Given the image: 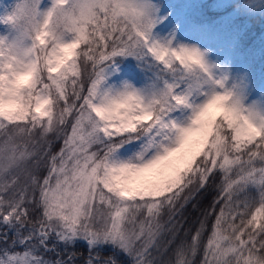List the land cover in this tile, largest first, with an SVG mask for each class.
Wrapping results in <instances>:
<instances>
[{
    "label": "snow or ice",
    "instance_id": "obj_1",
    "mask_svg": "<svg viewBox=\"0 0 264 264\" xmlns=\"http://www.w3.org/2000/svg\"><path fill=\"white\" fill-rule=\"evenodd\" d=\"M205 7L0 16V264H264V89Z\"/></svg>",
    "mask_w": 264,
    "mask_h": 264
},
{
    "label": "trees",
    "instance_id": "obj_2",
    "mask_svg": "<svg viewBox=\"0 0 264 264\" xmlns=\"http://www.w3.org/2000/svg\"><path fill=\"white\" fill-rule=\"evenodd\" d=\"M190 1L192 2L193 0ZM161 2H164V0H161ZM237 2L238 0H205L201 4L206 6L203 10L207 16L213 19L220 20L221 18L228 17L227 29L236 37L237 45L240 49L238 53H241L243 50L245 51V56L251 54L250 57L253 59L260 55L261 50L259 48L264 53V45L260 42V33L264 31V16L259 14L252 16H230L231 13L235 12V8L229 7V5H235ZM253 51L255 52L253 53ZM252 63L256 67L258 59L253 60ZM260 67H264V57L259 65Z\"/></svg>",
    "mask_w": 264,
    "mask_h": 264
},
{
    "label": "rangeland",
    "instance_id": "obj_3",
    "mask_svg": "<svg viewBox=\"0 0 264 264\" xmlns=\"http://www.w3.org/2000/svg\"><path fill=\"white\" fill-rule=\"evenodd\" d=\"M205 0H193L192 2L190 0H188V2L193 3V4H201L202 2H204ZM45 3L48 2V0H44ZM168 2H176V0H169ZM16 3V0H0V16L5 14V10L6 9H11V7ZM163 3V2H161ZM161 11L163 12V8H161ZM205 13V11H204ZM166 15V14H165ZM205 15H207L205 13ZM228 17H226L227 20ZM166 23V21H165ZM157 34L159 36H163L165 35V31H164V25H160V27L157 29ZM260 42L264 45V31L262 33H260ZM261 50V53L258 57H255L253 59H251V54L245 56V51L242 50L241 53L239 52V46L237 45L236 50H235V55L239 54L238 57H236V63L239 66H242L243 68H245L247 70L246 73L243 74V78L248 79L251 81L253 88L257 90V92H259L260 90L264 89V67H260L259 65L262 62V59L264 57V53L262 51L261 48H259ZM255 50V49H254ZM255 51H253L254 53ZM252 53V54H253ZM258 59V65L256 67L253 66V60H257Z\"/></svg>",
    "mask_w": 264,
    "mask_h": 264
}]
</instances>
